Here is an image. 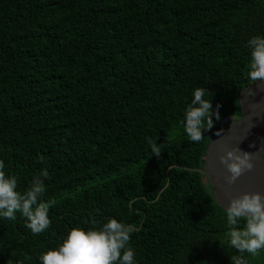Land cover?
<instances>
[{
    "label": "trees",
    "instance_id": "1",
    "mask_svg": "<svg viewBox=\"0 0 264 264\" xmlns=\"http://www.w3.org/2000/svg\"><path fill=\"white\" fill-rule=\"evenodd\" d=\"M253 36L264 0H0V160L20 192L47 168L42 200L55 201L38 235L20 212L0 217V264H41L72 228L108 218L137 229L136 264H231L227 212L202 171L219 123L259 83ZM197 87L220 119L193 142Z\"/></svg>",
    "mask_w": 264,
    "mask_h": 264
},
{
    "label": "clouds",
    "instance_id": "2",
    "mask_svg": "<svg viewBox=\"0 0 264 264\" xmlns=\"http://www.w3.org/2000/svg\"><path fill=\"white\" fill-rule=\"evenodd\" d=\"M247 46L251 53L248 78L260 82L256 85L264 84V36H253ZM205 91L200 87L194 90L193 99L184 114V131L193 142L203 138L205 129L214 127L213 115L216 120L220 119V105L213 112L212 102L203 98ZM149 147L152 155L159 157L162 153L156 143L149 141ZM253 155L235 147L220 156V162L230 173L226 178L229 184L254 168ZM4 168V162L0 160V217L15 220V214L20 212L33 234L44 232L51 224L49 209L55 203L42 200L47 191V168L33 177L24 192L17 191V178L6 174ZM241 219L243 227L239 226ZM91 223L95 226L97 221L92 220ZM227 225L228 245L239 253L231 255V264H248L243 255L245 252L256 256L264 249V194L245 193L232 198L227 207ZM135 231V226L115 218H108L102 227L72 228L57 248L43 252L39 259L41 264H136L135 251L129 246L131 234Z\"/></svg>",
    "mask_w": 264,
    "mask_h": 264
},
{
    "label": "water",
    "instance_id": "3",
    "mask_svg": "<svg viewBox=\"0 0 264 264\" xmlns=\"http://www.w3.org/2000/svg\"><path fill=\"white\" fill-rule=\"evenodd\" d=\"M250 92L253 95H249ZM239 104L240 118L219 129L220 135H216L217 131L207 145L202 171L212 187L216 203L226 212L232 198L245 193L264 194V84L245 87ZM235 147L254 154V168L229 184L226 178L230 173L220 162V156Z\"/></svg>",
    "mask_w": 264,
    "mask_h": 264
},
{
    "label": "rangeland",
    "instance_id": "4",
    "mask_svg": "<svg viewBox=\"0 0 264 264\" xmlns=\"http://www.w3.org/2000/svg\"><path fill=\"white\" fill-rule=\"evenodd\" d=\"M248 258L251 260L253 264H264V249L260 250L259 254L256 256H253L248 253Z\"/></svg>",
    "mask_w": 264,
    "mask_h": 264
},
{
    "label": "built area",
    "instance_id": "5",
    "mask_svg": "<svg viewBox=\"0 0 264 264\" xmlns=\"http://www.w3.org/2000/svg\"><path fill=\"white\" fill-rule=\"evenodd\" d=\"M233 121H234L233 118H227V119H224V120H222V121L219 123V127H220V128L226 127V126L230 125Z\"/></svg>",
    "mask_w": 264,
    "mask_h": 264
}]
</instances>
